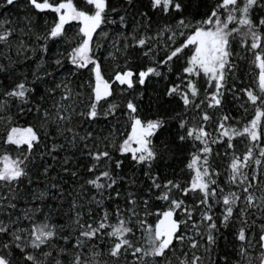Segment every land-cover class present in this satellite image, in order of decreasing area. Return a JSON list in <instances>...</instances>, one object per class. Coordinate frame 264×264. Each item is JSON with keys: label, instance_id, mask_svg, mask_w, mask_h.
Segmentation results:
<instances>
[{"label": "snow or ice", "instance_id": "1", "mask_svg": "<svg viewBox=\"0 0 264 264\" xmlns=\"http://www.w3.org/2000/svg\"><path fill=\"white\" fill-rule=\"evenodd\" d=\"M0 264H264V0H0Z\"/></svg>", "mask_w": 264, "mask_h": 264}, {"label": "trees", "instance_id": "2", "mask_svg": "<svg viewBox=\"0 0 264 264\" xmlns=\"http://www.w3.org/2000/svg\"><path fill=\"white\" fill-rule=\"evenodd\" d=\"M245 80L246 82H252L254 83L253 81H249L248 77H247V74L245 75ZM237 109H239V105H237ZM234 116L237 117L238 120H242V121H246L248 119L251 118L252 116V111L251 109L248 110V113L245 114L243 109H239L238 111L237 110H234L233 113H232ZM237 147L238 149L242 148V145L241 144H237Z\"/></svg>", "mask_w": 264, "mask_h": 264}]
</instances>
